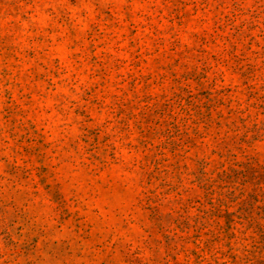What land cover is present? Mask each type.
Returning a JSON list of instances; mask_svg holds the SVG:
<instances>
[{"label":"rangeland","instance_id":"1","mask_svg":"<svg viewBox=\"0 0 264 264\" xmlns=\"http://www.w3.org/2000/svg\"><path fill=\"white\" fill-rule=\"evenodd\" d=\"M0 264H264V0H0Z\"/></svg>","mask_w":264,"mask_h":264}]
</instances>
